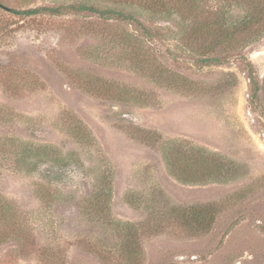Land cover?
Instances as JSON below:
<instances>
[{"label":"rangeland","instance_id":"1","mask_svg":"<svg viewBox=\"0 0 264 264\" xmlns=\"http://www.w3.org/2000/svg\"><path fill=\"white\" fill-rule=\"evenodd\" d=\"M75 1L0 0V264H264V32L203 54L175 13L126 7L151 38L95 15L15 14ZM233 4L229 23L247 12ZM170 143L216 156L225 180L175 176Z\"/></svg>","mask_w":264,"mask_h":264},{"label":"trees","instance_id":"2","mask_svg":"<svg viewBox=\"0 0 264 264\" xmlns=\"http://www.w3.org/2000/svg\"><path fill=\"white\" fill-rule=\"evenodd\" d=\"M91 0H77L75 3L68 5H59L55 7H42L29 9L22 12H16V15H37L40 13H50L52 15H61L64 12L73 14L95 15L103 20H115L118 22L132 23L137 29L145 35L150 31L131 13L126 11V7L138 6L150 12V14H167L172 13L179 16L180 21L184 24V32L181 40H184L186 46H189L193 52L203 54L229 53L245 46L254 36L264 32V0H216V5L206 6L209 0H97L105 5H95L90 3ZM224 2V3H221ZM245 6L246 15L236 23H229L224 16L225 4L233 6ZM233 4V5H232ZM1 8H6L2 7ZM7 9V8H6ZM4 9V10H6ZM9 10V9H8ZM6 10V11H8ZM12 13L15 11H11ZM144 57V59H142ZM136 62L146 64L150 68L152 77L158 79L168 87L181 89V79H176L154 59H148L144 52H140ZM223 58H204L200 62L209 64L210 62H220ZM253 78V77H252ZM251 78V79H252ZM253 80V79H252ZM253 82H255L253 80ZM171 148L168 150V167L178 178L188 176L190 183H210L214 181H224L225 163L218 160L216 156L200 154L192 158L183 151V146L177 143H170ZM199 156L200 159L197 157ZM11 210V208H10ZM191 216L198 219L200 226L203 223L209 226L212 223L210 212L205 208L191 210ZM186 224L192 225V220L184 217Z\"/></svg>","mask_w":264,"mask_h":264},{"label":"water","instance_id":"3","mask_svg":"<svg viewBox=\"0 0 264 264\" xmlns=\"http://www.w3.org/2000/svg\"><path fill=\"white\" fill-rule=\"evenodd\" d=\"M4 9H6V8H4ZM6 10H8V9H6Z\"/></svg>","mask_w":264,"mask_h":264}]
</instances>
